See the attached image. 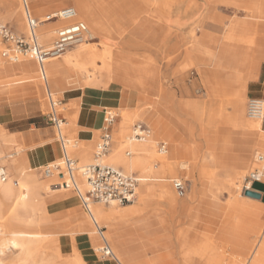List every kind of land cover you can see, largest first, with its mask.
<instances>
[{
	"label": "rangeland",
	"instance_id": "1",
	"mask_svg": "<svg viewBox=\"0 0 264 264\" xmlns=\"http://www.w3.org/2000/svg\"><path fill=\"white\" fill-rule=\"evenodd\" d=\"M203 1H206L209 7H205ZM39 2L44 8L42 11L36 10V12L39 15L45 13L44 16L50 12H56L64 6L70 5L76 8L75 0H40ZM245 3L251 5L252 8L243 6ZM133 4L136 5V8H130L129 12L123 16L124 20L130 19L129 23L123 25V35L118 37L116 41L107 43V45L110 46L109 50L113 54L118 51L125 57L123 65H120L118 70L136 68V72L124 76L117 74L102 76L94 74L92 67H90L87 73L78 76L76 73L65 71L64 88L56 91L45 83L46 88L43 91V97L38 93V90L27 89L24 82L17 83L23 79V72L11 67L19 62V59L13 61L3 55L4 51H9V53L13 51L15 43L12 40L3 39L0 35V43L2 44L0 55L6 61V75H0V81L6 79L14 83L9 94L1 93L0 95V131L4 135V137L0 135V151L12 156L11 160L5 162L9 177L11 176L12 180H18L17 172L11 166V161L19 159L20 164L22 157L26 156L28 165L24 166V172H34L41 181L53 178V173L48 177L43 175V167L49 162L38 166L29 162L28 153L32 147L25 143L19 134L7 130L6 126V122L12 118H23V123L29 127L30 123L38 120L41 115L46 117L51 112L47 88L53 93L55 99L61 101L62 112H57L59 117L64 119L62 134L66 139L70 138L73 144H77L74 147L75 154L73 157L77 159L78 167L95 162L96 144L100 139V134H95L91 142H86L77 126L70 133L64 132L65 125L73 122L67 112L75 110V113L79 115L83 105H95V102L87 97L68 100V96H86L103 92L114 95V88H118L123 92L128 90L127 92L132 93L125 95V100L129 102L125 109L132 115L138 116L129 125V135H132L133 125L143 121L152 128V136L155 139L153 141L150 138V141L147 142L154 148L153 152L146 158L150 169L128 172L123 167L121 168L126 173H138L143 177L140 185L143 183L156 184L157 182L152 179L163 175V161L168 160L166 153H159L158 142L167 141L169 148L171 140L165 133L155 132V128L156 125L166 122L168 118L159 115L153 124L143 118V110L138 105L148 102L157 109L162 105L163 98L176 108L178 115L175 123L178 126L177 131L180 139L184 145L192 148L191 151L181 154L178 158L179 162H175V169L167 173L168 183L174 189L175 196L179 201H185L186 205L180 206L183 209L171 210L166 208L158 198H154L148 206H144L141 214L138 215L143 217L158 215L160 217L154 218L153 216L150 224L138 229L128 225L130 220L115 226H106L103 222H98V225L104 227V236L110 246L117 244L118 247L116 241L120 238L144 230L143 233L146 235H152V232L159 233V240L156 241L159 243L157 251L161 248L172 249L174 254L177 252L176 255H178L181 264H195V257L201 254H205L206 257L202 256L196 259V262L200 264H244L248 260L258 235L264 229V219L261 216L264 210L247 204L249 199L243 191L233 197L229 184L233 175H229L228 169L221 168L209 153L210 138L214 133L219 135L215 142L216 147L227 144L232 152L238 151V133L229 127L237 125L241 121L237 100L225 94L226 90L223 83H228L226 70L216 75L213 73L222 60L210 55V52L217 54L221 50L220 43L222 40L232 28H236L238 31L233 35L232 41L250 44L243 45L240 49H237L236 44H233L232 47L236 48L237 51L239 50L243 57L260 58V41L255 37L245 38V36L264 33V18L261 19L258 16L259 12H264V0H133ZM257 6L259 9L253 10ZM16 10H20L19 12L24 16L27 24L21 0H0V23L11 28L16 36L27 39L28 31L24 33L16 25ZM177 10L187 14L188 22L174 21V13ZM257 21L259 23L254 25L253 23ZM62 24L64 22L58 26ZM129 39L133 42L128 41L126 44ZM83 43L84 41L81 40L72 44L58 59L62 60L67 52L74 54ZM25 55L27 54H20L19 57H26ZM263 61L264 59H262ZM237 66L239 69H243V66ZM37 73L41 79L40 73ZM33 83H39V81L36 80ZM139 92H146V94L142 96ZM249 98L247 92L244 105V113L247 117L246 106ZM41 99L45 102L43 107L41 106ZM105 110L112 111L117 115L115 130H120L121 116L116 113V109L105 107L104 116ZM204 111L207 112L208 118L202 123L201 121L205 118L201 120L200 115ZM53 130L54 138L61 151L58 158H61V145L58 140L57 128L54 125ZM113 138L114 141L107 154L113 151L115 135ZM5 140H8L9 143L4 145ZM85 149L89 153L90 160L88 161H85L80 154L81 150ZM257 150L252 152V161H254L257 152L264 153L261 148ZM122 152L128 158L134 154L127 139H125ZM204 156L207 157V166H201ZM104 161L107 164L111 163L107 160ZM250 169H247V172L242 176L239 175L241 186L244 176ZM202 170L205 171V174L201 172ZM239 172L236 171L234 174ZM145 178L149 180L144 181ZM177 178L186 183L184 195H179L173 186L172 180ZM81 189L85 192L88 187ZM44 195L47 197V205L51 211L50 217L45 221L44 226L29 228L32 233L25 238L31 241L30 250L24 249L20 256L15 257L9 251H6L7 254H5L6 252L0 253V264H74L81 255L87 263L90 259H97L101 262L107 260L118 262L113 256L103 257L101 250H98L104 244L103 239L73 187L67 191L60 187L57 193H45ZM65 196H73L77 200V211L74 209V205L65 201ZM139 196L138 187L137 198L132 204L138 202ZM99 204L109 206V204L102 202ZM8 205L7 202L6 207ZM116 205L122 206L119 203ZM83 215H86L87 221L98 232L96 242L93 244L83 243L82 238L85 235L76 232L85 222ZM160 221L164 223L165 231L159 226ZM236 234L237 238H235ZM228 238L234 239L230 241L231 239ZM141 241L147 243L148 238ZM234 247L241 249L242 253L231 249ZM164 250L166 249L162 251ZM116 251L118 253L119 249ZM157 251L153 253L151 250L146 251L148 256L152 255L155 258L152 261L153 264L171 262V259H167V257L162 258L160 255H156ZM116 255H120L123 262L127 264H149L147 256L126 261L120 251ZM255 263L264 264V256L260 254L255 259Z\"/></svg>",
	"mask_w": 264,
	"mask_h": 264
},
{
	"label": "bare ground",
	"instance_id": "2",
	"mask_svg": "<svg viewBox=\"0 0 264 264\" xmlns=\"http://www.w3.org/2000/svg\"><path fill=\"white\" fill-rule=\"evenodd\" d=\"M39 1L40 0H29V4L34 16L39 18V25L37 31L41 39V42L44 43L45 45L51 46L57 26L65 21L47 18L48 15L54 14L55 11L46 14L45 15L46 17L44 16L45 13L39 15L38 12H36V10L42 11V9L44 8L42 6V3H40ZM75 1H76L75 5L77 8L76 10H78L77 18L78 19L81 18L88 23L89 32L82 39L84 43L76 50L74 54H70L67 52L62 60H59L58 57V58H50L46 62L45 66H46V75H47V85L48 87H52L56 91L62 90V88H64L65 71L70 73H76L78 76H81L83 73H87L90 67H92L94 74H99L102 76L105 74L114 75L115 73L125 74L127 71V69L118 70L117 67L123 65V62L125 61L124 55L118 51L114 52L113 54L112 51L109 50L110 46L107 45V43L111 41L101 36L100 34L102 30L101 23L98 21H93L92 19L93 7L91 5V0H75ZM19 11L20 10H16L15 12V22L18 29L25 33L28 31V25L25 22L24 16L21 15ZM179 11L180 10H177L174 13L175 22L177 21L175 17ZM186 15L187 14H185V16ZM258 16H260L261 19L264 18V12L261 13L259 12ZM95 36L97 38L96 40H95ZM258 40L260 41L261 44L260 52H263L264 33L258 34ZM127 42L128 41H126V44ZM226 42H230V41L227 40ZM1 47L2 44L0 43V48ZM27 55H25L26 57H19L18 58L19 62L15 63L11 68L15 70H21L23 72L22 74L23 79H21V81L17 83L20 84V82H24L26 86L24 84L23 85L27 89L31 88V90H38V93L41 94L43 97V91L46 88L45 82L37 76L38 74L37 72H39V68L35 59L33 58L32 55L30 54ZM113 58H115V61H113ZM5 63H6L5 59L0 55V75L2 76L6 75ZM115 64L117 65V67H114ZM133 69L136 71V68ZM227 69H228L229 77L232 74H234V76L238 81H242V77H241L242 69H238V68H227ZM36 80H38L39 83L34 84L33 82ZM11 82L12 81L6 79L0 81V95L1 93L9 94V92L12 89V85L14 84ZM223 87L226 88L224 83H223ZM125 92H123L121 89L118 88H114L113 90L115 96H119V95L121 96L120 102L116 103L117 105L113 107L116 109V113L119 114V116H121L119 122L120 130H114L113 132V136L115 135V144L113 151L110 154H106L105 158L102 157V159L100 160L95 157L96 158L95 162L92 164H95L99 161L105 162L104 160H107L108 162H111L110 164H112L113 166L123 167V169L128 172L145 171L147 169H150V166L147 165L146 158L148 155H150L153 152L154 148L152 145L147 144V142L150 141V138L145 141H137L132 138L131 134L129 135V129H130L129 125L131 122L137 119L138 116L132 115L125 109V107L129 104V102L125 100L126 99L125 95L132 94L130 92L127 93ZM241 92L242 90H240V93ZM56 100L60 102L58 103L56 111L62 112L63 107L60 106L61 101H59L57 98ZM40 102L42 107L45 106V102L43 99H41ZM67 113L74 122L78 120L79 115L75 113V110ZM259 119L261 118L249 117L247 119V123L249 126L255 129H260L261 120ZM75 128L76 125L69 122L65 125L64 132L70 133L71 130ZM44 134L45 133H43V136ZM0 135L4 137L2 131H0ZM94 136L95 134L89 135L83 139L86 142H91ZM64 138L66 141L68 152L71 156H73L75 154L74 147L77 144L76 143L73 144L70 138L66 139L65 136ZM125 139L128 140V145L134 153L133 156L129 158L126 157L122 152ZM261 141L264 143V131L261 134ZM8 143L9 141L5 140L4 145ZM261 149L264 150V147L262 146ZM159 153L165 154L167 153V151H163V152L159 151ZM80 154L85 161L90 160L87 149L81 150ZM11 159H12L11 154L6 155L0 151V163L7 165L5 162H8ZM18 161L19 159L12 160L11 166H13V168L17 172L19 181L12 180L11 176L6 181H2L0 179V253H5L6 251H9L12 253L14 257L17 255L20 256V253L24 249L30 250L31 241L25 238L32 233L31 231H29L30 230L29 228H33L36 226H44L46 224L45 221L50 217L51 211L47 205V197L44 194L45 193L55 194V192L57 193L60 187H62L63 190L65 191L73 187L69 177L66 174H64V176H61L58 172H54L52 176L53 178L48 179L46 181H41L34 172H29V173L24 172L25 170L24 166L28 165V160L26 156L22 157V159L20 160L21 161L20 164ZM59 161H61V158L54 159L49 163H54ZM163 163H164L162 166V169H164L163 175H161V177L152 179L153 181L157 182L156 184L143 183L140 185L139 183L140 196L137 203L117 206L116 202H111L109 206H105L99 204V201H91L90 211H91V216L94 218V220L97 223L103 222L106 226L120 225L121 223L130 220L128 225H131L132 227L138 229L139 227L151 223L154 215H150L146 217L138 216V215L141 214L144 206H148L154 198H158L166 208H170L171 210L178 209L180 206H185L186 202L179 201L177 199L174 193V189H172L168 183L169 177L167 173L172 172L175 169V162L165 160L163 161ZM84 166L85 165H81L79 167L83 168ZM201 172L205 174L204 170H202ZM245 172H247V170H241L238 174H233L232 176L231 183L229 184L231 185L230 192L232 193L233 197H235L240 191H242L241 181H239V175L242 176ZM75 179L80 189L82 187L84 189L88 187L86 180L82 176L80 170L76 172ZM148 180L149 179L146 178L144 179V181H148ZM65 201L74 205V209L76 211L78 210L77 200L73 196H65ZM7 202L9 204L8 207H6ZM83 217L85 219V222L83 223L82 226H80V228L76 232L85 235L82 238L83 243L93 244L96 242L98 232L93 227V225H91L87 221L86 215H83ZM111 238L112 239L114 238L112 234H111ZM110 248L114 254L115 259L118 261L119 264H127L123 262V259L121 258L120 255L118 256L116 255L119 253V251L118 253L116 251L118 250L117 244L114 245L111 244ZM98 250H101V248H98ZM5 254H7V252ZM256 254L259 255L257 256ZM260 254L264 256V229L258 235V239L251 249L250 256L248 257V260L244 264H256L255 259H257L260 256ZM181 256L184 257L183 255ZM151 257H152L151 260L153 261L155 258L153 256ZM74 264H88V263L83 257V255H81L77 258Z\"/></svg>",
	"mask_w": 264,
	"mask_h": 264
},
{
	"label": "crops",
	"instance_id": "3",
	"mask_svg": "<svg viewBox=\"0 0 264 264\" xmlns=\"http://www.w3.org/2000/svg\"><path fill=\"white\" fill-rule=\"evenodd\" d=\"M203 4L205 5V7H209L206 1H203ZM91 5L93 7V21H98L101 23V36L111 42L116 41L118 37H121L123 35V25L130 22V19L124 20L123 16H125V14L129 12L130 8H136V5L133 4V0H91ZM243 6L247 8H252V6L247 3H245ZM257 9H259L258 6L254 7L253 10ZM175 19L177 20V22L181 23L188 22L189 20L187 18V15L185 16V14L181 11L177 13ZM258 23L259 22L257 21L253 24L257 25ZM237 31L238 30L236 28H232L228 32L225 39L229 40L230 42H226L225 39L222 40V42L220 43L221 50L217 54H215L214 52L212 53V51L210 52V54L222 60V62L218 65V68H216L213 72L214 75L226 70L228 76L227 68H238L237 65L243 66L241 76L242 81H238L234 74H232L230 77L228 76V83H224L226 86L225 94L236 99L239 108V118L241 119V121L237 125H232L231 127L227 126L231 130H235L236 133H238V151L232 152L230 150V146H228L227 144H221L220 146L216 147L215 142L219 138V135L216 133L212 134L210 138L209 153L211 154L212 159L214 161H217L218 165L221 168L228 169L230 171L229 175H233L236 171L247 170L251 168L253 162L252 152L254 150L258 151V148H262V146H264V143L261 141V134L264 131V118L261 119V128L255 129L248 125V117L244 113V105L245 100L247 98V92L249 97H264V61L262 62V59H264V51L260 52V58L243 57L242 53L239 50L237 51V49H240L243 45L250 43L232 41V37ZM252 37H255L258 40V33H254L250 36H245V38ZM130 41L133 42V40ZM233 44H236L238 48H233ZM114 67H117V65L115 64ZM133 72L136 71L134 69L128 68L125 74H115L124 76ZM240 90H242L241 93ZM139 94H142L143 96L144 94H146V92H139ZM79 97H87L91 101H94L95 105H83L80 108L78 120L76 122L73 121L72 123L79 127L81 136L83 138L94 134L101 135L103 128L104 108L115 107L117 105L116 103L120 102L121 96H115L107 94V92H103L99 94H89L86 96L71 95L68 96V100L76 99ZM162 100V105L157 109H155L153 105L148 104V102L141 105L139 104L138 107L143 110V118L153 124L155 123L159 115L168 118L166 122L156 125L155 132H163L170 138L171 146H169L167 150V158L169 161L179 162V156L185 152H188L189 150L191 151L192 148H189L188 146L184 145L180 139V135L177 131L178 126L175 123L176 116L178 115L176 108L171 106L165 99L162 98ZM206 115V111H204L200 115L201 120L205 118L203 121L200 120L202 123H204L205 120L208 118V115ZM193 116L196 117L195 115ZM114 125L113 132L115 130ZM6 126L7 130L14 134H19L23 138L25 143L32 147L28 153V159L29 162H31L33 165H42L60 157L61 151L59 144L54 139L53 124L50 123L49 119L46 118L44 115H41L38 120H34L33 122H31L29 127L25 126V124L23 123V118H12L11 120H8L6 122ZM43 133H45L44 136ZM150 138L153 141L155 140L154 136H151ZM202 165H208L206 156L203 157L201 166ZM252 187L254 190L259 191L261 193V198L258 199L247 197L249 199L247 201V204L253 205L258 209L264 210V182H254ZM178 209L183 208L180 207ZM261 216L264 219V212ZM155 217L160 218L158 215H154V218ZM159 226L164 231L166 230L164 223H162L161 221ZM143 232L145 231L140 230L138 232L128 234L116 241L118 243V249L124 255L126 261H133L147 256V261L149 262V264H153L151 260L152 255L148 256L146 251L151 250L152 253L157 251V249L159 248V243H157L156 241L159 240V233L152 232V235H146ZM144 238H148L147 243L143 241L140 242V240ZM235 238H237V234ZM233 239H231L230 241H233ZM138 240L139 242H137ZM163 249L166 250L162 251ZM231 249L242 253V250L237 247ZM173 252L174 251H172V249L170 248H161L159 251L156 252V255H160V257L162 258L167 257V259H171V262H168V264H181L180 260L178 259V256L176 255V253L174 254ZM170 253L171 255H169ZM202 256L206 257L205 254L197 255L195 257L194 263L200 264L199 262H196V259H199ZM88 264L119 263L111 260L101 262L97 259H90L88 261Z\"/></svg>",
	"mask_w": 264,
	"mask_h": 264
},
{
	"label": "built area",
	"instance_id": "4",
	"mask_svg": "<svg viewBox=\"0 0 264 264\" xmlns=\"http://www.w3.org/2000/svg\"><path fill=\"white\" fill-rule=\"evenodd\" d=\"M27 25L28 37L24 39L16 36L11 28L6 24L0 23V35L5 40H12L15 43L13 51H4L3 55L11 60H18L20 54H30L38 64L41 79L47 84L46 62L50 58H58L64 54L67 49L74 43L81 41L89 32V26L86 21L77 18V10L74 6H64L58 9L54 14L48 15L47 18L65 21L64 24L58 26L55 30V36L51 46H47L41 42L37 28L39 18L34 16L29 4V0H21ZM49 19V20H50ZM48 98L50 101L51 112L46 116L49 121L57 128L58 140L61 145L62 157L61 161L48 163L43 167V175L50 176L54 172H58L61 176L66 174L73 188L80 196L84 207L100 230V235L104 244L101 247L103 257H114L110 245L104 236V227L91 216V201H99L105 204L116 202L119 204H130L135 202L138 195L139 183L143 180L138 173H126L121 167H116L99 161L95 164L86 165L83 168L78 167L77 160L68 152L66 141L62 135V125L64 119L59 117L56 108L58 102L53 93L48 90ZM247 115L250 118H264V97H250L246 106ZM117 119V115L112 111L105 110L104 125L100 139L96 144L95 156L102 159L111 148L113 142V125ZM152 128L145 122L140 121L132 127V138L137 141H145L152 136ZM158 148L160 152L168 150L167 141H159ZM130 154V152H127ZM80 170L82 176L86 180L88 189L83 192L75 179L76 172ZM9 177L7 166L0 163V179L6 181ZM264 182V153L257 152L254 157L253 165L249 172L244 176L242 191L253 189L254 182ZM173 186L179 195L186 192V183L182 179H173Z\"/></svg>",
	"mask_w": 264,
	"mask_h": 264
},
{
	"label": "water",
	"instance_id": "5",
	"mask_svg": "<svg viewBox=\"0 0 264 264\" xmlns=\"http://www.w3.org/2000/svg\"><path fill=\"white\" fill-rule=\"evenodd\" d=\"M244 194L252 198H258V199L261 198V193L256 190L246 189L244 191Z\"/></svg>",
	"mask_w": 264,
	"mask_h": 264
}]
</instances>
